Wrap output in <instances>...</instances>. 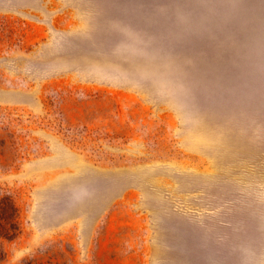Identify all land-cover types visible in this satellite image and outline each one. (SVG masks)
<instances>
[{
  "label": "rangeland",
  "instance_id": "1",
  "mask_svg": "<svg viewBox=\"0 0 264 264\" xmlns=\"http://www.w3.org/2000/svg\"><path fill=\"white\" fill-rule=\"evenodd\" d=\"M0 264H264V0H0Z\"/></svg>",
  "mask_w": 264,
  "mask_h": 264
},
{
  "label": "trees",
  "instance_id": "2",
  "mask_svg": "<svg viewBox=\"0 0 264 264\" xmlns=\"http://www.w3.org/2000/svg\"><path fill=\"white\" fill-rule=\"evenodd\" d=\"M20 232L18 210L10 194H0V263L5 257L3 242Z\"/></svg>",
  "mask_w": 264,
  "mask_h": 264
}]
</instances>
